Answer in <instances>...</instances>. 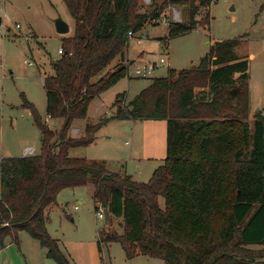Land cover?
<instances>
[{
	"label": "trees",
	"instance_id": "16d2710c",
	"mask_svg": "<svg viewBox=\"0 0 264 264\" xmlns=\"http://www.w3.org/2000/svg\"><path fill=\"white\" fill-rule=\"evenodd\" d=\"M74 19L73 35L63 37V53L46 75L47 115L63 118L51 130L24 94L41 131L42 151L0 160V246L26 231L57 264H72L47 228V209L67 188L95 187V210L108 208L124 232L100 233L103 243L119 242L126 256L159 258L164 264H264V114L250 126L249 61L234 53L237 40L212 45L198 66L170 69L154 78L116 113L87 124L73 137L75 119H86L90 102L127 75L123 63L130 32L138 33L169 5H188L190 20L206 10L202 23H170L169 36L210 25L212 0H164L153 12L140 0H63ZM117 57L121 61L98 76ZM113 119L166 120L167 155L147 182L111 171L103 160L74 158L69 150L95 142ZM164 199L161 206L160 199Z\"/></svg>",
	"mask_w": 264,
	"mask_h": 264
},
{
	"label": "rangeland",
	"instance_id": "374dc122",
	"mask_svg": "<svg viewBox=\"0 0 264 264\" xmlns=\"http://www.w3.org/2000/svg\"><path fill=\"white\" fill-rule=\"evenodd\" d=\"M164 0H140V10L153 12ZM189 6L169 5L158 21L149 20L129 41L123 57L128 63L127 75L96 96L89 105L86 119H75L70 135L80 137L87 124H96L116 113L117 96L125 94V104L137 96L139 89L154 78L166 77L170 69H189L200 64L215 42L237 40L234 53L249 61L250 112L253 127L259 109L264 114V0H214L210 25L169 36L170 23H202L206 10L200 9L191 21ZM0 160L5 157L41 153V131L32 112L23 105V96L32 102L42 120L53 131H60L64 119L48 118L46 75L54 73L52 61L59 59L63 37L73 35L74 19L63 0H0ZM72 27L66 35L58 34L57 18ZM20 25L18 27L17 25ZM165 58L151 77L137 76L150 62ZM132 60L134 61L133 63ZM121 61L114 59L93 81ZM31 63V64H30ZM141 87V88H140ZM103 127V128H102ZM88 146L74 147V158L103 160L113 171L127 172L134 179L147 182L155 169L164 164L167 155L166 120L113 119L103 125ZM74 128L78 129L76 131ZM81 131V132H80ZM75 133V134H73ZM152 157L151 160L149 158ZM142 164V167L139 166ZM95 187L86 185L64 189L57 203L48 207L47 228L59 240L62 251L72 264H164L159 258L138 255L129 259L119 242L103 243L99 235L105 231L124 232L123 221L111 217L99 219L95 210ZM164 206V199H160ZM19 244L8 237L0 246V264H57L46 257L40 242L28 232H19ZM264 251V247H256Z\"/></svg>",
	"mask_w": 264,
	"mask_h": 264
},
{
	"label": "built area",
	"instance_id": "2783aa9c",
	"mask_svg": "<svg viewBox=\"0 0 264 264\" xmlns=\"http://www.w3.org/2000/svg\"><path fill=\"white\" fill-rule=\"evenodd\" d=\"M212 3H214V0H212ZM211 3V4H212ZM159 19L155 20L158 21ZM18 27H20V25H17ZM131 37L133 36V33L130 32L129 34ZM59 53L62 54L63 53V49L60 48ZM167 63V60L165 58H160V60L158 61H154V62H150L146 65V67L144 69H136L135 70V74L137 76H148L151 77L154 72L160 67L161 64H165ZM31 64V63H30ZM30 153H35V149L34 148H29L28 150ZM97 217L99 219H104L105 218V212H104V208L100 207L98 212H97Z\"/></svg>",
	"mask_w": 264,
	"mask_h": 264
},
{
	"label": "water",
	"instance_id": "95a60500",
	"mask_svg": "<svg viewBox=\"0 0 264 264\" xmlns=\"http://www.w3.org/2000/svg\"><path fill=\"white\" fill-rule=\"evenodd\" d=\"M0 24H1V18H0ZM55 26H56V30L58 32V34L61 35H66L68 33L71 32L72 27L71 25L64 20L63 18H57V20L55 21ZM134 61H132L131 63H133ZM260 110H257V113H259ZM104 212H105V220L109 223L111 220V213L110 210L108 208H104Z\"/></svg>",
	"mask_w": 264,
	"mask_h": 264
},
{
	"label": "crops",
	"instance_id": "0c3cea01",
	"mask_svg": "<svg viewBox=\"0 0 264 264\" xmlns=\"http://www.w3.org/2000/svg\"><path fill=\"white\" fill-rule=\"evenodd\" d=\"M0 18H1V17H0ZM1 22H2V18H1ZM132 61H133V60H132ZM151 83H152V82H151ZM151 83H150V84H151ZM150 84H149V85H150ZM149 85H146L145 87H142V88L140 87L141 89H139V92H140L141 90H143L144 88H146L147 86H149ZM138 94H139V93H138ZM138 94H137V95H138ZM48 118H50V117L48 116ZM102 128H103V127H102ZM102 128H101V129H102ZM74 129H75L76 131H78V129H76V128H74ZM101 129H100V131H101ZM80 132H81V131H80ZM73 134H75V133H73ZM151 159H152V157L149 158V160H151ZM141 167H142V164L139 166V168H141ZM122 170H123V169H121L120 171H116V172H123ZM126 173H127V172H126ZM128 174H129V173H128ZM131 176H132V175H131ZM132 177H133V176H132ZM133 179H134V178H133ZM134 180H136V179H134ZM136 181H137V180H136ZM76 188H77V187H76ZM72 189H74V188H72ZM0 190H1V189H0ZM58 196H59V195H58ZM57 199H58V198H57ZM47 217H48V216H47ZM48 220H49V217H48ZM120 220H121V219H120ZM6 240H7V239H6ZM41 247H42V246H41ZM256 247H264V245L253 246L252 248H255V249H256ZM42 248H43V247H42ZM43 250H44V252H46V249H45V248H43ZM46 257H47V256H46ZM47 258H48V257H47ZM48 259H50V258H48ZM52 260H53V259H52ZM163 262H164V261H163Z\"/></svg>",
	"mask_w": 264,
	"mask_h": 264
}]
</instances>
